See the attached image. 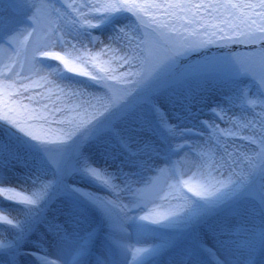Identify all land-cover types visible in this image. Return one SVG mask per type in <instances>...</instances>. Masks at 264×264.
Wrapping results in <instances>:
<instances>
[{"label": "snow or ice", "instance_id": "1", "mask_svg": "<svg viewBox=\"0 0 264 264\" xmlns=\"http://www.w3.org/2000/svg\"><path fill=\"white\" fill-rule=\"evenodd\" d=\"M210 44L247 51L182 68ZM0 197V264H121L126 229L186 239L169 264H264V0H0Z\"/></svg>", "mask_w": 264, "mask_h": 264}, {"label": "bare ground", "instance_id": "2", "mask_svg": "<svg viewBox=\"0 0 264 264\" xmlns=\"http://www.w3.org/2000/svg\"><path fill=\"white\" fill-rule=\"evenodd\" d=\"M16 1L19 2V0H16ZM8 14L10 16H12L13 19H21L22 18L21 14H19V15L12 14V13H8ZM22 35H23V33L19 37V39L21 41H23ZM101 39L103 40V39H105V37L101 36ZM101 47H103V45L97 43L96 48L93 50L98 51ZM209 88H210L209 90H211L212 86H210ZM161 166H163L162 163H161ZM152 175H153V173H144V177L146 179L151 177ZM191 175H192V172H188L187 175L184 177V179H188ZM225 175H227V173H225ZM28 184L30 186L31 181H29ZM11 186L18 187L16 185L15 181H13ZM137 186H139V185H137ZM83 190L85 192L95 193L96 195L103 196L107 199L113 200L114 203L116 204L114 211L117 213H120V211H121L120 206L121 205H128L132 201V196L128 192L113 193V192L109 191L110 195L107 196L102 191L89 188L86 185L83 186ZM172 202L174 203V201H172ZM5 203L6 202L3 200V198L0 197V206H3ZM156 203L160 204L162 206L161 210H163L164 208H166L168 206V201H157ZM149 207H152V205H150ZM145 210H147V209H145ZM138 214H143V213H138ZM218 219H220L222 221H226L227 225L229 227L239 231L241 233V238H243L242 226L240 224L241 218L239 217V215H234V214H230V213H222V214H220ZM123 235L125 236V247L123 249L118 250L116 257H115L117 260H119L121 262V264H138V262L140 260H145V259L146 260H152L153 257H143V256H137L134 260L133 252L137 248L152 247L154 245L161 244L163 241L170 240L176 245V247L171 248V249H167L164 252H162L158 262L156 263V264H169V261L171 259L175 258L177 256V254L179 253L180 249L185 244H187L183 238H181L175 234H169V235L149 234V235H145L143 237H137L134 233H132L131 229H126V231ZM96 250L98 253H102L103 252L102 244L98 243ZM257 256L258 257L256 260H257V262H259L260 256L259 255H257ZM154 259H156V257ZM21 264H24L23 258H21Z\"/></svg>", "mask_w": 264, "mask_h": 264}, {"label": "rangeland", "instance_id": "3", "mask_svg": "<svg viewBox=\"0 0 264 264\" xmlns=\"http://www.w3.org/2000/svg\"><path fill=\"white\" fill-rule=\"evenodd\" d=\"M17 2V1H16ZM78 2H81V0H78ZM22 18H25L22 16ZM22 29V33L24 34ZM95 35H99V32L94 33ZM91 47V45H90ZM247 49H245L243 46H233L229 45L227 47H223L219 44H210L203 47H196L192 48L191 50L187 51L183 56L179 58V63L182 66L183 69L192 71V72H200L204 74H208L211 72V65L214 64L215 61L219 60L221 57L234 52H245ZM200 86L199 81L193 82V87ZM207 89H210L209 87L212 86V84L209 82L206 85H203ZM261 109L259 107H256L254 109H250L247 113V119H255L259 118V113ZM243 123V121H241ZM89 186L88 184H86ZM107 196L110 194H107V192H103ZM222 214V213H221ZM241 218V226H242V232L245 228L249 227L250 225L246 222L247 218L239 215ZM256 223H259V218H256ZM184 239V238H183ZM187 243L188 241L184 239Z\"/></svg>", "mask_w": 264, "mask_h": 264}]
</instances>
